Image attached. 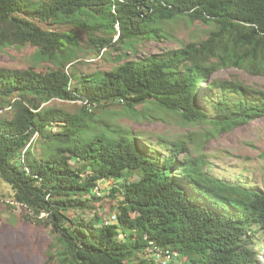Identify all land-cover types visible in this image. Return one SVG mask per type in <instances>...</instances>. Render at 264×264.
Returning a JSON list of instances; mask_svg holds the SVG:
<instances>
[{"label":"trees","instance_id":"obj_1","mask_svg":"<svg viewBox=\"0 0 264 264\" xmlns=\"http://www.w3.org/2000/svg\"><path fill=\"white\" fill-rule=\"evenodd\" d=\"M179 19L209 26L207 37L92 73L71 68L83 49L75 32L44 27L84 30L83 53L100 56L166 38L163 24ZM28 45L53 67L0 70V186L9 207L50 230V262L163 264L159 250L183 264L256 262L264 189L243 172L216 176L204 156L184 154L183 141L162 138L157 148L129 128L97 133L91 122L113 106L146 118L153 105L218 133L264 117V91L214 78L227 68L264 76V0H0V48ZM56 99L79 101L81 113L50 106ZM106 180L116 202L105 217Z\"/></svg>","mask_w":264,"mask_h":264},{"label":"rangeland","instance_id":"obj_2","mask_svg":"<svg viewBox=\"0 0 264 264\" xmlns=\"http://www.w3.org/2000/svg\"><path fill=\"white\" fill-rule=\"evenodd\" d=\"M46 29L58 31H73L83 46L79 60L71 66L81 73L110 71L121 63L137 61L149 55L161 54L167 50H175L191 41H201L207 37L209 26L199 22L190 23L185 19L165 22L163 28L167 33L166 38L140 42L136 52L126 48L106 51L100 56L86 55L88 35L84 30L77 29L69 24L44 25ZM117 38H115L116 40ZM53 67L52 63L36 54L35 47L0 48V70H28L45 74ZM214 78L227 81H239L256 90L264 91V76H255L238 68H227L218 71ZM205 85H201L203 88ZM50 106L61 108L71 114L81 113L82 105L78 102L53 100ZM145 114L152 116H131L122 107L113 106L98 111L92 110L96 119L91 122V127L97 133H111L112 127L129 128L142 134V139L151 146L159 147L158 142L163 138L168 144L183 141L186 145L184 154L196 159L200 156L209 162L213 173L226 180L230 175L243 172V177L248 182L264 189V117L249 123L242 124L231 130L217 132L209 123L192 124L183 121L177 113L159 110L153 105H148ZM138 111L142 107L137 108ZM87 118V116H85ZM107 125H106V124ZM109 127V129H107ZM41 142L36 139L33 149L41 151ZM136 178V177H135ZM113 181H103L101 206L98 211L103 216L112 214L116 200L111 198L109 190ZM9 188L0 186V264H56L47 258V251L55 239L48 228L28 220L18 205H14L9 197ZM259 242L263 248H255L257 256L254 264H264V233ZM174 264H181L175 258ZM172 263V264H173ZM183 264V263H182Z\"/></svg>","mask_w":264,"mask_h":264},{"label":"built area","instance_id":"obj_3","mask_svg":"<svg viewBox=\"0 0 264 264\" xmlns=\"http://www.w3.org/2000/svg\"><path fill=\"white\" fill-rule=\"evenodd\" d=\"M96 191H97V194L100 196L101 192H99V190H96ZM113 221H116V217L114 215L111 217V219H109V220L106 219L105 224L112 223ZM153 254H154L155 260L157 262H159L161 260L163 264H167V263L171 262L173 259L178 258L177 254H175V253H173V254L168 253L167 255L163 256L160 250L154 251ZM151 264H154V263H151Z\"/></svg>","mask_w":264,"mask_h":264}]
</instances>
